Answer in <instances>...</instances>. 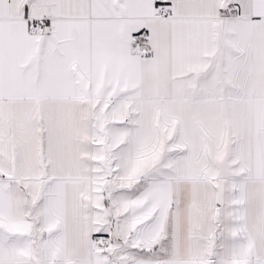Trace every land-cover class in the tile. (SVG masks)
I'll return each instance as SVG.
<instances>
[{"label": "snow or ice", "instance_id": "obj_1", "mask_svg": "<svg viewBox=\"0 0 264 264\" xmlns=\"http://www.w3.org/2000/svg\"><path fill=\"white\" fill-rule=\"evenodd\" d=\"M0 264H264V0H0Z\"/></svg>", "mask_w": 264, "mask_h": 264}]
</instances>
